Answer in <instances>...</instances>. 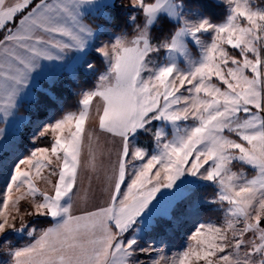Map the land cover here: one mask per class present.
<instances>
[{"label":"snow or ice","instance_id":"snow-or-ice-1","mask_svg":"<svg viewBox=\"0 0 264 264\" xmlns=\"http://www.w3.org/2000/svg\"><path fill=\"white\" fill-rule=\"evenodd\" d=\"M129 3L134 27L101 41V65L83 55L98 28L81 8L96 0H0V236L24 230L28 217L53 218L28 231L33 242L0 241L3 264H264V8L226 0L231 14L213 24L190 19L183 0ZM111 5L102 0L93 15ZM188 38L202 55L194 58ZM73 53L96 77L89 88L78 76L66 85L79 97L78 113L45 122L35 146L9 161L2 142L13 117L17 136L27 120L22 109L35 96L20 99L32 74L47 61L54 79L52 62ZM186 176L215 188L189 184L141 219L161 189ZM204 201L222 220L204 218L169 256L167 237L200 215ZM160 220L169 222L165 236L143 242Z\"/></svg>","mask_w":264,"mask_h":264},{"label":"rangeland","instance_id":"rangeland-1","mask_svg":"<svg viewBox=\"0 0 264 264\" xmlns=\"http://www.w3.org/2000/svg\"><path fill=\"white\" fill-rule=\"evenodd\" d=\"M218 3H221L222 5L225 6L227 10V16L223 22H225L228 18V16L231 14L230 9L227 3H225V0H214ZM102 0H96L95 5H84L81 8V12L83 13V18L88 21L87 18L91 19V21H88L89 23H96L95 25L97 26L98 30L95 34V39L90 42L89 47L85 49V52L83 55H86L89 57V53H94L99 56H101L98 52L95 51L97 47L102 46L101 41L112 39L114 40L116 38V34L110 27V24L112 23V18L109 19V16L107 17L106 13L104 16H95L93 15V7H99L101 4ZM253 4L256 7L264 8V0H253ZM111 6H123L128 14V19L129 23L131 26V29L134 27V24L132 23L130 17L133 14L137 13V9L133 8L130 3H127V6H125L124 3H121V0H112V5ZM106 10V9H105ZM184 12L189 15V18L192 20H200V19H208L210 23L213 24H219L211 21L204 13L198 11V10H190L188 8H184ZM95 16V18H94ZM106 16V17H105ZM104 17V18H103ZM102 18V19H101ZM170 20V19H169ZM171 22L174 23V21L170 20ZM220 22V23H223ZM103 24L104 25V30L99 29V25ZM204 38L209 40L213 36L212 32H207L203 34ZM155 42V41H153ZM188 42L191 45L193 49V56L199 57L202 55L199 46L195 44L194 41L191 40V38H188ZM104 61V57L101 56ZM90 62L93 63V60L91 57ZM77 61V54L73 53L71 56L66 58L63 62H56L53 61V64L57 65L56 72L57 75L54 77V79L50 80L47 75V69H48V63L47 61H42L41 62V68L36 70L32 74V79L27 86L26 90L24 93L21 94V99L20 102L23 104V102L28 101L29 96L34 95V89L38 87L41 83V81L46 80L48 82H53L59 75H61L63 72H66L70 74L72 77L77 76L79 69L85 70L84 65H78L76 63ZM177 63L179 67L184 68L187 64V62L184 60L183 56L178 55L177 56ZM60 105V104H59ZM78 113V112H77ZM54 111H50L48 116L44 119H37L30 117L28 115H25L27 117L26 122L24 123L22 131L19 133L17 136L15 133V128H16V120L17 117H13L12 121L9 124L8 128V134L5 137V140L2 142L7 146V150L2 154L4 157L8 158L9 161H11V158L16 156L18 153L22 154L27 152L30 148H33L34 145V137L39 134L40 129L44 126L45 122H55V117H54ZM51 118V119H50ZM154 123H159L161 125H164L163 121L160 122H154ZM86 126L88 128H93L94 124L92 121L86 122ZM171 125H165V130L170 131ZM141 131V139L137 141V143H143L144 134ZM101 144L106 148L109 147L110 145L107 142V138L103 135H101ZM154 142H152V147H154ZM105 161L106 162V155L100 156L98 155V162L99 161ZM189 184H198L200 185L201 189L205 192H210L215 188V185L212 184L210 181H201L198 178H192V177H181L179 180L176 181V184L172 189H161V191L157 194V197L153 200V202L149 206V210H147L144 214V216L141 217V219H144L145 217L149 216V214L163 205L164 203H167L171 200H174L179 194L181 193L183 187L188 186ZM3 183L0 182V190L3 189ZM41 187H44L45 185L41 182L40 183ZM87 186V181H85V187ZM93 187L98 189V185L96 182H93ZM203 199V198H202ZM24 202H22L23 204ZM66 203V201H62V204ZM79 206V205H78ZM204 207H213L210 202L204 201L201 204L200 207V215L194 217L192 220L186 221L182 227L175 232L174 235L171 237H167L168 239V255L171 256L173 252L181 251L183 246H186V240L187 237L191 235L192 231L195 230V228L199 225V223H202L204 220L203 217V210ZM183 210V205H180L174 212L175 214H178L180 211ZM39 218H50L53 221V218L50 216H34V217H28L27 218V225L24 230L22 231H16L13 229H9L6 235L0 236V241H7L11 240L13 246H20L25 243L33 242L35 239V235L32 237L28 236V231L32 228H36L37 230L44 228L43 226H38L33 223V221L39 219ZM217 220H222V214L220 215V218H217L215 220H211L213 222H216ZM167 221L160 220L158 222V227L152 231V232H145L142 235V241L143 242H153V241H158V238L161 236H165L164 233V228L167 225ZM35 226V227H33ZM46 227V226H45ZM3 254H0V262H3Z\"/></svg>","mask_w":264,"mask_h":264},{"label":"trees","instance_id":"trees-1","mask_svg":"<svg viewBox=\"0 0 264 264\" xmlns=\"http://www.w3.org/2000/svg\"><path fill=\"white\" fill-rule=\"evenodd\" d=\"M184 4H186V8L190 10H198L204 13L211 21L215 23L223 22L227 16V10L225 6L214 0H184ZM105 13L107 17L109 16L112 18L110 27L115 33H119L122 30L129 32L131 31L128 14L123 6H109L106 8ZM87 19L88 21H91V19ZM166 24L171 25L173 22H171L169 19H166ZM166 30L167 26L155 29L154 32L156 35H159ZM89 57L92 58L93 62L103 65V58L101 56L94 53H89ZM77 76L85 88L91 87L96 80V77H93L81 68L79 69ZM72 78L73 77L70 74L63 72L53 82H48L46 80L41 81L40 85L34 89L35 100L29 102L28 106L22 109L24 115H28L37 119H44L48 116L50 111H54L55 118L63 116L69 111L78 112L79 108L81 107L78 102L79 97L74 96L70 88L66 86L72 80ZM49 92L54 93L59 99H61L63 101V106L52 101L48 95ZM23 104H27V101L23 102ZM202 215L206 219L215 220L220 218L221 214L212 213L211 207H204ZM51 222L53 221L50 218H39L33 221L34 224L43 227L47 226Z\"/></svg>","mask_w":264,"mask_h":264},{"label":"clouds","instance_id":"clouds-1","mask_svg":"<svg viewBox=\"0 0 264 264\" xmlns=\"http://www.w3.org/2000/svg\"><path fill=\"white\" fill-rule=\"evenodd\" d=\"M121 3H124L125 6H127V3H129V0H121ZM183 3H184V0H183ZM225 3H226V0H225ZM184 5H185V7H187L186 4H184ZM93 63H95V62H93ZM26 223H27V222H26ZM33 227H35V226H33ZM6 243H7V241H6ZM0 264H3V262H0Z\"/></svg>","mask_w":264,"mask_h":264}]
</instances>
